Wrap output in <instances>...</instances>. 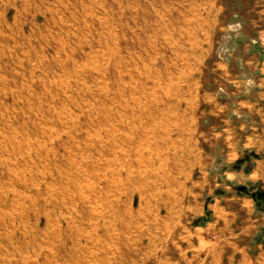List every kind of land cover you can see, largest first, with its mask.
Returning <instances> with one entry per match:
<instances>
[{
  "label": "rangeland",
  "instance_id": "1",
  "mask_svg": "<svg viewBox=\"0 0 264 264\" xmlns=\"http://www.w3.org/2000/svg\"><path fill=\"white\" fill-rule=\"evenodd\" d=\"M263 27L264 0H0V264H199L183 169Z\"/></svg>",
  "mask_w": 264,
  "mask_h": 264
},
{
  "label": "crops",
  "instance_id": "2",
  "mask_svg": "<svg viewBox=\"0 0 264 264\" xmlns=\"http://www.w3.org/2000/svg\"><path fill=\"white\" fill-rule=\"evenodd\" d=\"M254 57L253 85L236 81L214 99L209 142L183 169L184 183H191L183 213L196 235L188 245L199 264H264V58ZM167 174L176 182L174 169ZM213 181L225 188L209 200Z\"/></svg>",
  "mask_w": 264,
  "mask_h": 264
}]
</instances>
